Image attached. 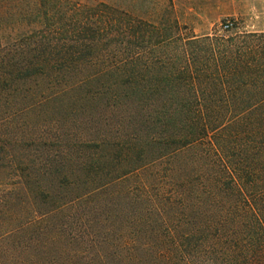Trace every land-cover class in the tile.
<instances>
[{
	"label": "trees",
	"instance_id": "obj_1",
	"mask_svg": "<svg viewBox=\"0 0 264 264\" xmlns=\"http://www.w3.org/2000/svg\"><path fill=\"white\" fill-rule=\"evenodd\" d=\"M158 12L34 0L12 35L0 10V264H264V28ZM65 100L112 130L53 151L17 127Z\"/></svg>",
	"mask_w": 264,
	"mask_h": 264
},
{
	"label": "rangeland",
	"instance_id": "obj_2",
	"mask_svg": "<svg viewBox=\"0 0 264 264\" xmlns=\"http://www.w3.org/2000/svg\"><path fill=\"white\" fill-rule=\"evenodd\" d=\"M34 0H7L1 2L0 10L7 9L4 25L7 33L16 35L28 29L34 23V16L30 15V7ZM114 3L131 9L136 15L148 19H158V11L167 10L172 17H177L182 24L196 34L215 32L226 24L238 25L242 30H258L264 28V0H98ZM4 7V8H2ZM97 110L95 103L61 101L40 107L31 113L17 117V127L26 124L24 135L34 132V135L51 137L53 151L65 150L73 146L76 141L93 140L112 130L113 116L104 118ZM106 120V121H105ZM116 120V119H115ZM109 124V125H108ZM112 124V125H111ZM30 129V130H29ZM11 127H4V131ZM19 130L18 135L22 134ZM87 149V148H86ZM92 151V150H88ZM106 150L99 149V156ZM49 183L46 179L44 184ZM134 181L127 183L128 187H135ZM121 196V195H120ZM121 199L111 195L107 199ZM80 221L79 217L75 219Z\"/></svg>",
	"mask_w": 264,
	"mask_h": 264
},
{
	"label": "built area",
	"instance_id": "obj_3",
	"mask_svg": "<svg viewBox=\"0 0 264 264\" xmlns=\"http://www.w3.org/2000/svg\"><path fill=\"white\" fill-rule=\"evenodd\" d=\"M231 25L230 24H226V25H224V28H229Z\"/></svg>",
	"mask_w": 264,
	"mask_h": 264
}]
</instances>
